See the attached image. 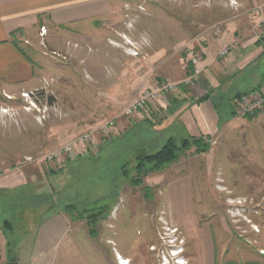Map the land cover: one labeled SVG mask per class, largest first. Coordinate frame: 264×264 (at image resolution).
<instances>
[{
	"label": "rangeland",
	"instance_id": "374dc122",
	"mask_svg": "<svg viewBox=\"0 0 264 264\" xmlns=\"http://www.w3.org/2000/svg\"><path fill=\"white\" fill-rule=\"evenodd\" d=\"M231 3L114 0L110 15L72 29L51 27L22 44L41 85L0 92V176L17 173L24 188L6 218L10 264L19 246L32 254L40 242L54 247L55 264L264 261V106L243 116L233 105L232 125L218 142L207 141L209 151L180 149L175 162L139 186L132 185L136 157L156 153L167 137L154 133L158 113L123 115L144 91L185 78L188 52L202 55L221 10L249 20L254 3ZM261 86L239 92L249 96ZM108 121L115 128L99 133ZM86 133L90 141L73 158L62 157L60 166L45 160Z\"/></svg>",
	"mask_w": 264,
	"mask_h": 264
},
{
	"label": "crops",
	"instance_id": "0c3cea01",
	"mask_svg": "<svg viewBox=\"0 0 264 264\" xmlns=\"http://www.w3.org/2000/svg\"><path fill=\"white\" fill-rule=\"evenodd\" d=\"M216 1L221 6L228 1L242 7L246 3L255 5L247 10V13L250 11L247 21L231 16V10H221L215 37L201 49L202 73L192 91L169 97L165 109L154 107L152 116L156 117L155 113H158L161 119L153 126L154 133H164L167 139L172 136L182 140L202 137L218 142L232 125L227 110L232 109L238 95L245 94L239 91H252L264 84V43L260 42L264 38L260 24V20H264V0ZM260 1L263 3L258 4ZM257 8L260 13L252 19L251 14ZM113 9L114 0H0V92L14 95L30 92L41 85L34 61L21 47L34 43L40 28L72 29L110 15ZM227 46L229 52L221 56ZM231 89L232 92L227 94ZM223 95L227 99L220 106ZM205 97L208 98L206 101L199 102ZM174 128L178 129L177 134ZM18 179L14 172L0 176V264H10L6 253L10 240L4 230L10 228L6 218L8 213H13L14 194L24 189L16 185ZM40 243L32 254L31 251L25 253L23 245L19 246L15 264H55L54 247L51 249ZM244 264H264V261Z\"/></svg>",
	"mask_w": 264,
	"mask_h": 264
},
{
	"label": "built area",
	"instance_id": "2783aa9c",
	"mask_svg": "<svg viewBox=\"0 0 264 264\" xmlns=\"http://www.w3.org/2000/svg\"><path fill=\"white\" fill-rule=\"evenodd\" d=\"M232 6L235 4L231 3ZM260 13V8L253 10L251 14L252 19H256L257 15ZM260 24L264 26V20H260ZM46 34L44 27L40 28L39 36L43 38ZM228 50L223 49L220 53L221 56L227 55ZM136 54V52H135ZM137 55V54H136ZM202 55L194 50L188 52V65L185 73V78L181 84H174L167 81H162L154 88L144 91L137 99L132 101L123 111V115L127 118H132L139 115H150L152 117L153 109L155 106H159L165 109L168 106V100L171 96H176L179 94V86H184L186 88H193L197 83L201 73H202ZM24 98L28 97L27 94H22ZM236 106L235 112L243 116H252L264 106V84L254 93L249 96H242L235 101ZM113 128H115L114 121H108L99 126L98 132L103 135H107ZM90 133L83 134L77 137L75 140L69 144L63 146L59 150L47 155L45 160L49 163L56 162L57 165L62 164V157L68 156L73 158L76 152V148L90 141ZM118 264H127L126 261L122 259L117 260Z\"/></svg>",
	"mask_w": 264,
	"mask_h": 264
},
{
	"label": "trees",
	"instance_id": "16d2710c",
	"mask_svg": "<svg viewBox=\"0 0 264 264\" xmlns=\"http://www.w3.org/2000/svg\"><path fill=\"white\" fill-rule=\"evenodd\" d=\"M260 42L264 43V38L261 39ZM188 91H189L188 88L184 86H179V93L186 94ZM243 95H238L236 98L238 99ZM207 99H208L207 97L202 98L201 100H199V102L206 101ZM173 101H177V99H174ZM207 141H209V138L207 139H203L202 137L188 138L182 140L180 142V145H177L175 140L172 137H169L165 141L161 149L156 153L148 154V155H144V154L138 155L136 157V163H137L136 172L138 177L132 181V185L139 186L141 184L142 177H144L150 172H160L164 170L168 165L175 162L178 156V151L180 149L185 150L192 146L195 147L196 151H198L199 153H206L210 149L209 142ZM147 165H151V167L148 172H144V168Z\"/></svg>",
	"mask_w": 264,
	"mask_h": 264
},
{
	"label": "bare ground",
	"instance_id": "6f19581e",
	"mask_svg": "<svg viewBox=\"0 0 264 264\" xmlns=\"http://www.w3.org/2000/svg\"><path fill=\"white\" fill-rule=\"evenodd\" d=\"M120 260L122 259L121 257L119 258ZM123 260V259H122ZM123 261H125V260H123ZM127 262V261H126ZM127 264H129V263H127ZM181 264V263H180Z\"/></svg>",
	"mask_w": 264,
	"mask_h": 264
}]
</instances>
